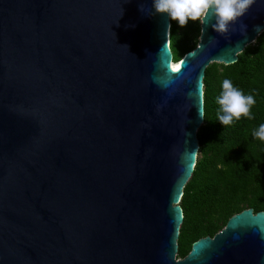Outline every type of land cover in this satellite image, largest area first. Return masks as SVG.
I'll use <instances>...</instances> for the list:
<instances>
[{
	"label": "water",
	"instance_id": "obj_1",
	"mask_svg": "<svg viewBox=\"0 0 264 264\" xmlns=\"http://www.w3.org/2000/svg\"><path fill=\"white\" fill-rule=\"evenodd\" d=\"M170 25L151 0H0V264H264L252 208L177 258L205 70L264 32V0L176 63Z\"/></svg>",
	"mask_w": 264,
	"mask_h": 264
},
{
	"label": "trees",
	"instance_id": "obj_2",
	"mask_svg": "<svg viewBox=\"0 0 264 264\" xmlns=\"http://www.w3.org/2000/svg\"><path fill=\"white\" fill-rule=\"evenodd\" d=\"M169 46L173 63L198 43L200 23L180 27L170 20ZM204 124L198 132L197 163L184 190L180 206L184 213L177 258L184 259L193 244L213 237L235 214L252 208L264 211V141L252 136L264 123V32L238 55L231 65L213 63L205 70ZM229 79L245 95H253L254 117L234 119L224 126L217 119L216 98L222 81Z\"/></svg>",
	"mask_w": 264,
	"mask_h": 264
},
{
	"label": "clouds",
	"instance_id": "obj_3",
	"mask_svg": "<svg viewBox=\"0 0 264 264\" xmlns=\"http://www.w3.org/2000/svg\"><path fill=\"white\" fill-rule=\"evenodd\" d=\"M253 3L254 0H151V7L155 14H166L169 20L176 21L180 27H185L189 21L199 22L201 25L208 24L216 33L224 35L236 30L231 26L247 13ZM139 10H143L142 5ZM239 26L246 33L247 26L243 23ZM254 30L259 31L260 26H255ZM216 103L219 105L217 119L224 126L241 117L249 120L254 118L250 111L256 103L254 96L245 95L229 79L222 81V92L216 98ZM199 114L204 119L200 110ZM252 136L264 141V123L253 130Z\"/></svg>",
	"mask_w": 264,
	"mask_h": 264
},
{
	"label": "bare ground",
	"instance_id": "obj_4",
	"mask_svg": "<svg viewBox=\"0 0 264 264\" xmlns=\"http://www.w3.org/2000/svg\"><path fill=\"white\" fill-rule=\"evenodd\" d=\"M176 65H178V64H176Z\"/></svg>",
	"mask_w": 264,
	"mask_h": 264
}]
</instances>
